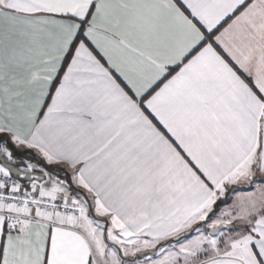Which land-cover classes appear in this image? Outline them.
I'll list each match as a JSON object with an SVG mask.
<instances>
[{
	"label": "snow or ice",
	"instance_id": "obj_1",
	"mask_svg": "<svg viewBox=\"0 0 264 264\" xmlns=\"http://www.w3.org/2000/svg\"><path fill=\"white\" fill-rule=\"evenodd\" d=\"M0 264H264V0H0Z\"/></svg>",
	"mask_w": 264,
	"mask_h": 264
}]
</instances>
